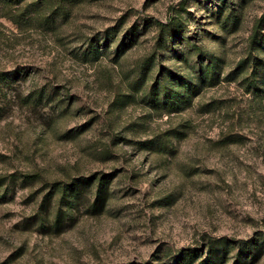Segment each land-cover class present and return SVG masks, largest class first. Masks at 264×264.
I'll return each instance as SVG.
<instances>
[{"label": "rangeland", "instance_id": "obj_1", "mask_svg": "<svg viewBox=\"0 0 264 264\" xmlns=\"http://www.w3.org/2000/svg\"><path fill=\"white\" fill-rule=\"evenodd\" d=\"M0 73V264H264V0H0Z\"/></svg>", "mask_w": 264, "mask_h": 264}, {"label": "trees", "instance_id": "obj_2", "mask_svg": "<svg viewBox=\"0 0 264 264\" xmlns=\"http://www.w3.org/2000/svg\"><path fill=\"white\" fill-rule=\"evenodd\" d=\"M19 1V0H18ZM161 26L168 28L169 29L172 28L173 26V21L170 22V24L165 25V24H160ZM192 43V51L198 53L200 55V61H199V65H200V74L199 76L202 78H205L206 81L210 79V81L212 83L216 82L218 79V62L216 60V57L211 56L209 61L207 63H205L204 59V55L206 54L205 51L203 50V47L195 42H190ZM94 42H90V47L94 50H96L97 48L94 47ZM125 45V40H122V43L119 45V47H124ZM150 60L151 57L148 59H144V61L142 62V72L143 75L145 76L148 71L150 70ZM180 78V80H182V82L184 83V85L191 87L193 85V87H195L194 84L191 83V81H189L188 79L184 78L183 76H178ZM8 79L7 73H0V83L2 81H6ZM166 95H167V100L169 99H173V96L171 94L170 91L167 90L166 88ZM29 176V175H28ZM7 178V176H0V182L4 181V179Z\"/></svg>", "mask_w": 264, "mask_h": 264}]
</instances>
